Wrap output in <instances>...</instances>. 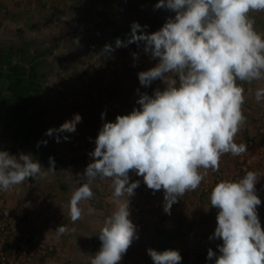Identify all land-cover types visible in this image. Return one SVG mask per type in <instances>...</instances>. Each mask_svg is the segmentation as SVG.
Wrapping results in <instances>:
<instances>
[{
    "label": "clouds",
    "instance_id": "clouds-1",
    "mask_svg": "<svg viewBox=\"0 0 264 264\" xmlns=\"http://www.w3.org/2000/svg\"><path fill=\"white\" fill-rule=\"evenodd\" d=\"M154 7L171 10L175 16L150 34L143 31L146 26L133 22L128 40L117 38L115 47L143 42L144 52L158 58V63L138 73L140 84L148 87L159 79L166 87L151 96L141 94L136 101L139 109L103 124L90 153L93 162L82 175L85 182L69 200V218L75 223L83 217L81 201L93 196L92 182L98 176L112 180L116 207L104 220L98 235L101 247L90 264H119L139 238L129 219V197L140 182H130V171L143 177L149 189H163L168 212L187 192L198 189L209 170L219 171L223 155L247 152V145L237 144L235 137L246 122L243 84L264 79V33L256 30L249 15L264 11V0H159ZM104 51H114L113 46L106 44ZM261 99L264 89L256 92V100ZM81 121L74 114L45 135L73 133ZM49 164L44 169L31 154L0 151V190L54 173L53 157ZM258 175L247 171L237 180H221L210 193V205L219 211L209 239L223 242L217 245L218 256L211 248L207 251V259L215 257V264H264V230L257 211L261 199L255 187ZM55 231L64 235L75 228L60 225ZM147 254L154 264L182 261L178 250L149 248Z\"/></svg>",
    "mask_w": 264,
    "mask_h": 264
},
{
    "label": "crops",
    "instance_id": "crops-1",
    "mask_svg": "<svg viewBox=\"0 0 264 264\" xmlns=\"http://www.w3.org/2000/svg\"><path fill=\"white\" fill-rule=\"evenodd\" d=\"M81 1L83 4L76 3L82 5L86 14L92 11L99 13V9L104 10L107 3L114 6L113 0H101L100 3L99 0ZM122 5L132 9L130 0ZM65 8L67 13L74 11L72 5ZM134 8H137L136 5ZM249 15L255 20L256 30L264 33V11L250 12ZM100 21L94 22L90 19L82 26H97L99 24L95 23ZM116 40L108 43L113 46L114 51L107 52L106 58L98 57L102 64L109 59L115 60L116 56L122 59L116 64L108 82L117 102V107L110 112V122H115L118 115H127L134 108L139 109L140 105L136 101L141 94L147 93L151 96L154 90H163L166 87L159 79L148 87L141 86L138 70L147 71L156 66L158 58H134L133 54L136 52L132 44L116 48ZM73 44L61 46L55 43L51 49H31L25 55H10L4 59L5 70L0 73V151H8L14 156L20 153L31 154L44 169L50 167L49 157H53L55 161L54 173L36 178L34 182L25 180L8 191L0 190V197L5 205L19 214L20 223L15 228L16 233L23 230L32 233V248L25 264H90L91 256L101 247L98 235L104 220L116 207L112 180L98 176L91 184L92 198L80 203L83 217L75 223L69 218L70 197L85 182L82 175L87 165L93 162V157L90 156L93 152L92 132L101 122V114L108 111L107 105L99 96L106 67L99 64L97 68L87 65L88 69L78 77L69 73L67 81H60V86L54 90L56 94L53 106L49 107L52 112L49 120V113L41 110L44 106L41 98L44 93L42 87L47 80L44 74L47 70L54 73L55 70L50 69L57 67L54 63L58 61L65 64L78 61L73 54ZM93 45L94 41L87 40L80 46L86 52ZM68 68L72 69L66 67V70ZM28 83L29 87H26ZM243 87V112L246 122L235 137V142L247 145V152L240 156L223 155L219 171L209 170L198 189L187 192L171 205L168 212L164 210L163 189H149L143 177L136 175L135 171L129 172L130 182H140L134 195L129 197V219L136 226L139 238L133 240L119 264H154L147 254L149 248L157 251L178 250L182 256L181 264H215V257L212 260L207 259V251L211 248L217 256L220 254L217 245H222V240L209 239L217 226L219 210L211 207V191L204 189V181L208 180L212 184L219 172L223 176L219 181L227 176H234L237 180L247 171L259 174L255 187L261 205L257 211L264 230V130L258 131V119L264 117V99L256 100L257 90L264 89V79L250 84L244 83ZM56 97L59 98V103L54 102ZM74 114L82 117L75 132L45 135L48 129H58L65 121L71 120ZM57 135L60 142H56ZM65 136L68 137L67 140L64 139ZM239 160L242 161L240 164ZM121 199H126V196ZM60 225L75 228V232L58 235L55 230Z\"/></svg>",
    "mask_w": 264,
    "mask_h": 264
},
{
    "label": "rangeland",
    "instance_id": "rangeland-1",
    "mask_svg": "<svg viewBox=\"0 0 264 264\" xmlns=\"http://www.w3.org/2000/svg\"><path fill=\"white\" fill-rule=\"evenodd\" d=\"M100 1L98 2L100 3ZM127 1L113 0L114 6L112 3H107L104 10L99 9V13L92 11L86 14L83 12L82 5L78 4H83L81 0H0V51L4 48L13 49L16 56L20 53L25 55V52H31V49H51L55 43L61 46L75 44H73L75 51L73 54L78 61L73 64L58 61L54 63V66L56 64L57 67L50 69L55 70L54 73L47 70V73L44 74L47 80L42 87L44 93L41 94V98L44 106L41 107V110L46 111V114L49 113L48 120L52 115L49 107L53 106V98L56 94L54 90L60 86V81H67L69 73L76 74L78 77L88 69L87 65H91V68H97L98 64L106 67L113 62L114 60L110 59H107L105 64L98 61V57L102 59L108 56L107 52H104L103 46L117 38L127 41L132 31L133 22L146 26L143 31L150 34L159 30L168 18L175 16L174 12L166 8L156 9L154 6L159 0H130L132 9L122 5ZM69 5L74 7V11L71 13H67L65 10V7ZM135 5L137 8L134 10ZM90 19H93L94 22L101 20L100 23H95L100 26H82ZM87 40L94 41V45L84 52L80 45ZM130 44L133 47L137 45V43ZM86 60L90 63H87ZM66 67H72V69L66 70ZM45 68L47 67L45 66ZM54 102L59 103V98L56 97ZM241 162L239 160L238 164Z\"/></svg>",
    "mask_w": 264,
    "mask_h": 264
},
{
    "label": "built area",
    "instance_id": "built-area-1",
    "mask_svg": "<svg viewBox=\"0 0 264 264\" xmlns=\"http://www.w3.org/2000/svg\"><path fill=\"white\" fill-rule=\"evenodd\" d=\"M133 50L136 52L137 58H151L149 53L144 52V43H140L139 45L137 44L133 47ZM121 61L122 59L116 58L105 68V74L103 76L104 84L100 88L99 96L101 100L107 105L108 111L104 114V118H101V122L94 128L92 132V151L95 149V140L99 134V131L105 122H110V112H113V110L117 107V102L114 100V92L109 87L108 82L112 76V72L116 68V64L120 63ZM139 72H141V70ZM258 122V131L264 130V117L259 118ZM218 174L219 176L214 178L212 184H210L208 180L204 181L206 185L204 188L205 190L209 192L212 191V187L215 186L216 182L223 178L220 172ZM223 180L236 179L234 176H227ZM18 223H20V218L17 211L8 208L5 205L3 198L0 197V264H25L29 256L30 250L32 248L33 236L29 230H23L21 233H16L15 228Z\"/></svg>",
    "mask_w": 264,
    "mask_h": 264
},
{
    "label": "flooded vegetation",
    "instance_id": "flooded-vegetation-1",
    "mask_svg": "<svg viewBox=\"0 0 264 264\" xmlns=\"http://www.w3.org/2000/svg\"><path fill=\"white\" fill-rule=\"evenodd\" d=\"M10 55L11 56L15 55L13 49L12 50H10V49L8 50V49L4 48V50L2 49L0 51V73L5 70V66L6 65H4V62H5L4 59L10 57ZM6 60H9V59H6Z\"/></svg>",
    "mask_w": 264,
    "mask_h": 264
},
{
    "label": "trees",
    "instance_id": "trees-1",
    "mask_svg": "<svg viewBox=\"0 0 264 264\" xmlns=\"http://www.w3.org/2000/svg\"><path fill=\"white\" fill-rule=\"evenodd\" d=\"M30 83V82H29ZM29 83L27 84V85H25L26 87H29ZM31 85V84H30ZM28 181H30V182H34L36 179H31V178H29V179H27ZM214 187V186H213ZM212 187V188H213Z\"/></svg>",
    "mask_w": 264,
    "mask_h": 264
}]
</instances>
